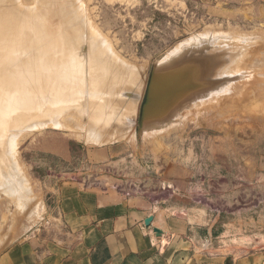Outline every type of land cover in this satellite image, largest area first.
<instances>
[{
    "label": "rangeland",
    "instance_id": "rangeland-1",
    "mask_svg": "<svg viewBox=\"0 0 264 264\" xmlns=\"http://www.w3.org/2000/svg\"><path fill=\"white\" fill-rule=\"evenodd\" d=\"M34 1L39 7V0ZM34 1H22L25 7L24 16L29 17L28 26L25 19H22V32H29L28 29L39 32L40 26L46 22L34 14L37 11ZM68 1L70 6L77 4L75 0ZM3 3L2 6L5 4ZM78 4L81 8L76 10L81 9L79 13L86 15L84 17L78 13L84 17V24L78 18L80 25H87V28L92 29L90 32L85 28L82 33L81 28L80 31L77 30L78 27L75 28L77 23L72 22L74 19L71 20L70 15H66L69 18L66 20L73 23L74 28L70 23L68 26L73 28L71 30L81 32V36L89 35L82 36L83 38L79 35L80 38L77 39L80 41V49L75 52V47L72 49L73 53L70 50V57L66 53V59L69 58L67 60L72 57V62L68 61L69 65L72 63L71 68L76 69V73L83 69L80 71L83 74L78 72L76 75L71 68H67L66 72L69 73L71 69V75L80 77L82 82L91 75L93 78L96 75H108L109 71L111 76H108L113 79L115 73L120 74L117 70L123 73L134 68L133 72H138L141 79L137 85L143 87L159 60V64L168 66L174 58L182 61L194 60L190 70L193 72L192 82L186 86L196 82L195 90L187 100L189 102L182 106L184 110L181 108L177 116L163 127L146 133L139 130V113H134L137 106L133 104L134 109L127 108L113 95L119 94L123 86L122 78H119V83L114 82L115 79L111 80L115 84L111 87L110 96H113H108L104 102H99L96 98L88 99L87 91H83L84 99L80 101L82 109L74 108L69 113H58L57 121L63 125L61 128H26L19 115L14 113V103L10 101L4 113V117L7 116V134L16 135L19 140L16 141L18 144L16 143L17 148L15 146L16 151L14 150L17 153L16 172L19 170L21 176H18L23 183L26 181L23 185L29 189L22 195L23 199H17L9 190L3 189V178L0 175V255L26 238L33 235L44 236L54 230L58 223L54 219V213L61 183L81 184V180L87 179L90 185L82 186L93 188L95 183L101 184L109 175L120 173L129 178H140L144 186L154 189L157 181L167 174L171 178L184 181V188L174 198L184 208L192 211L191 215L196 216V222L202 223V210L213 208L210 200L222 193L213 189L214 187L218 184L222 187L224 180H229L231 190L227 194L237 196L240 194L238 192L241 186L238 187L237 184L242 171L254 172L264 165V0H81ZM75 6L71 8V16ZM77 12L75 11L73 17L77 18ZM93 32H98L100 36H94L102 38L101 43L104 40L106 47L111 46L117 57L126 62L121 61L118 66L116 64L119 62L117 63L115 57L111 58L115 61L113 64L110 63L111 59L103 57L102 62L109 61L113 66L116 65H110L115 72L112 68L113 70H107L108 73L100 71L101 74H94L98 67V71L101 70L99 64L94 65L100 63L102 56L99 57V48L95 46L100 40L95 42ZM78 33L76 37H79ZM204 44L215 46L206 51L202 50ZM16 47L7 44L2 54L14 55L18 51V58L29 54L23 43L18 42ZM84 47H91L93 50L95 48L96 53L92 49H88V52ZM101 49L102 47L100 51ZM189 49L192 51L187 54ZM71 54L78 58L82 55L78 60H82V57L85 60L80 65L79 61L76 62L77 57L75 59ZM96 56L100 58L97 62ZM73 58L82 69H78L79 65L73 62ZM86 58L92 59V62L86 63L89 61ZM90 63L93 67L88 66ZM88 67H92V70L94 68L91 75L89 72L92 70L86 69ZM92 76L88 83L92 82ZM164 76L157 81L158 88H162L159 97L164 98L167 89L178 88L188 77L177 76L166 80ZM169 84L172 86H167ZM130 91H134L131 94L137 93L136 87ZM124 98L126 102L128 99L129 102L134 100L131 97ZM170 98L171 96L168 97ZM145 119L144 126L147 124L145 127H151L153 121L148 117ZM88 127H94L91 130L93 134L91 131L87 132L90 130ZM98 130L99 134L96 133ZM97 135L99 138L94 143L92 139ZM125 179H119L118 182L125 185L128 178ZM109 180L117 181L112 177ZM159 187L161 188L160 185ZM29 191L32 194L28 195ZM198 193L203 201L201 203H196L192 197ZM245 193L250 194L248 190ZM20 205L24 206L23 211Z\"/></svg>",
    "mask_w": 264,
    "mask_h": 264
},
{
    "label": "crops",
    "instance_id": "crops-1",
    "mask_svg": "<svg viewBox=\"0 0 264 264\" xmlns=\"http://www.w3.org/2000/svg\"><path fill=\"white\" fill-rule=\"evenodd\" d=\"M257 169L242 171L237 196L227 194L229 180L214 187L222 193L202 210V223L174 198L184 181L167 174L154 189L143 185L129 197L61 183L54 230L11 246L0 264H264V165Z\"/></svg>",
    "mask_w": 264,
    "mask_h": 264
},
{
    "label": "bare ground",
    "instance_id": "bare-ground-1",
    "mask_svg": "<svg viewBox=\"0 0 264 264\" xmlns=\"http://www.w3.org/2000/svg\"><path fill=\"white\" fill-rule=\"evenodd\" d=\"M22 1L23 0H0V2H1L0 3V6H1L0 7V175H1V178H3L1 180V181H3L2 182L3 187H4L3 189L4 190L7 189L6 191L9 190L11 195H13L14 197L16 196L17 199L20 198V200L22 198V195H25L29 188L26 189L25 185H23V184H26V181H25L26 179L24 180L25 183H23V180L21 179V177H19V176H21L20 173L18 172L19 170H17L18 173L16 172V169L18 167L16 166L17 164H15L16 163L15 162L16 161V154H17V153H15V151H16L15 146L18 144L16 141H19V140L16 139V137H17L16 135L10 136L7 134L8 123H7V120L5 118L7 116L4 117V113L7 111L8 104L10 101H13V103H14L13 111H14V113H17L19 115L21 122L25 123L24 126L26 128L29 127V128L34 130V129H40L41 127H45V126L46 127L47 126H54L55 128H57V127L61 128L63 125L58 123V121H57L58 113H64L65 111H66V113H69L71 111V109H74V108L82 109V107H81L82 105L80 104V101L82 99H84V96H82V95H84L85 92L83 93V91H87L86 95H88V96H86V95L85 96L88 99L96 98L99 102H104V101H106V98L108 96L112 97L113 95H115L116 100H119V102L123 103L125 105V107H127V108L132 107L134 109L137 106L136 107L137 109L136 108L134 109V113H139L140 104H141V102L145 96V95H143L145 92V84L143 85V87H140V85L139 86L137 85L141 79H139V73L138 72H136V71L133 72L134 68H133V70L132 69L130 70V68H129L128 70H126L123 73H121V71L117 70V68H116V70H117L116 72L119 71L118 73H120V74L115 73L116 76L113 74V76H115V77H112V78L115 79V81L110 78V76H111L110 71H109L110 76H108L109 74L108 75L106 74L107 76L102 74L101 77L100 76L98 77V75H96L97 77L95 76L94 77L95 80L93 81L94 78L91 74L93 73L94 68H93V70L91 69L93 67L91 65L92 63H90V65H88V66H92V67L86 68V69L92 70L89 72L93 78L92 82L90 81L91 83H88V80L91 78V76H90V78H88L89 77L88 76L87 77L88 80L85 79L87 82L82 84V82H84L85 80L80 82L81 81L80 77L76 76L77 78H80V79H78L79 80L78 81V80H76L77 78H75L73 75H71L72 74L71 73V69H72L71 67H73V66L71 65L72 63H70V65H71L70 66L68 61H70L72 59V57L70 60H67L69 58L66 59V55L70 52V50H71L70 53H73L74 51L72 52V49L74 50L75 47H77V48H75V52H76V50L80 49L79 48V47H81V45L79 44L80 41L77 38H80V36H81L80 34L84 33V31H85L84 29L87 28L86 27L87 25L81 26L82 24L80 25L81 22H79V19H81V21L83 20L82 17L84 16V14L79 13V10H80V12L82 10L81 9L76 10V8H79V7L81 8V5L78 6L79 5L78 3L81 0L80 1L75 0V2H77L78 5L76 3L75 4L70 3V4H73L74 6L76 5L75 8H73V9H75L73 15L75 14V11H78L76 14L77 18L73 17V15L71 16L70 12L73 11L71 8L74 6L68 5V3H69L68 0H39V1L37 0L39 3H41L39 5V7L37 6L38 4H36L37 2L33 0L34 3L36 2L35 5L37 7V8L35 7L37 9V11L36 12L34 11V14L36 16H39L40 19L46 20V22L42 26H40L39 32H36V31L33 32L30 29H28L29 32H22L21 31L20 25L22 24V19H25L24 21L26 23V26H28V23H29L28 15L24 16L25 15V13H24L25 7H24V5H23L24 3ZM2 3L4 4L3 6H2ZM31 3H33V2H31ZM34 3L32 5H34ZM80 4L83 5L84 3H80ZM6 5H8L7 8H6ZM35 8H33V9H35ZM78 13L83 14V16L81 17V15H79ZM29 15H31V14H29ZM35 15H33V16H35ZM66 15L67 16L70 15L69 18H71V20L74 19L72 22H74L75 24L77 23V26L74 24L75 28L78 27L77 30H79V31L81 28L82 33L81 32L78 33L77 30H75V29H74L75 31L71 30L74 28V26L72 25L73 23L71 24L70 21L68 22V20H66V18H67ZM69 18H67V19H69ZM69 23L73 26V28H71V26L68 27L70 25ZM82 23L84 24V21H82ZM91 24H92V22H91ZM87 29L91 32L92 27H91V29L90 28H87ZM93 31H95V30H93ZM95 32L92 33L93 37H96V36H94ZM62 33L65 36L62 35ZM76 33H78V36L79 35L80 36L76 37L77 36ZM96 34H98V32ZM98 35L100 36V34H98ZM86 36H89V35L87 34ZM99 36L96 37L95 42H97V39H98V40H100V43L96 44V45L93 44V45H95L99 48V49L97 48L98 49L97 52H99L98 53L99 57L102 56V58H101V60H99L100 58L97 57L98 56L97 55L95 58L96 62L99 60L100 63L98 62L94 66L99 64L101 70L98 71L99 67L98 68L96 67L97 72H95V70H94V74L95 73L98 74V72L100 73V71L102 73L103 72L108 73L107 70H110V69L113 70L114 69L113 67H116V65L119 66L120 63L124 62L121 60V58H119V56L117 57V54L115 53L113 48L111 46H109V44L107 45V46H109V48H107L106 44H104V43H106L104 40H103L104 43L103 44L101 43L102 38L99 39L98 38ZM60 37L63 39H60ZM90 38H89V40H91ZM18 42L23 43L24 46L29 50L28 55H26L24 58H18L16 56L18 51L16 53H14V55L6 56V55L2 54V51H4V49H5V45L10 44L13 47H16ZM88 42L90 43V41H88ZM88 42H86V43H88ZM81 43H83V40ZM92 43H94V41ZM90 45H91V43H90ZM98 45L100 47H102L101 51H100V47ZM83 46H84V44H83ZM91 47H90V49H92L94 46L92 48ZM84 48H86V47H84ZM87 50H86V52H87ZM89 50H88V52H89ZM94 50H95V48H94ZM94 50H93V52L96 51V50L95 51ZM80 51L82 52L83 50H80ZM81 52L79 54H81ZM70 53L68 54V57H70ZM95 53H93V54H95ZM82 54H84V53L82 52ZM71 56H73L75 59L77 57V55H75V54H73V55L71 54ZM81 56L82 55H80V57ZM85 57H87V56H85ZM103 57L104 58L106 57L105 59H109V60L111 58L115 57L117 60V63L118 62L119 63L116 65L114 64V66H113L112 64L115 63V61L113 62V59H111V61H110V63L112 62V64H110L109 61L108 62H106V61L102 62ZM74 58H73V60H74L73 62H75ZM79 58L77 57L76 62L79 61L78 60ZM82 58H83L82 60L84 61L85 58L84 57H82ZM92 58H94V57H92ZM86 59L89 60L86 63L92 62V59L91 60L89 58H86ZM82 60L80 59L79 64H80V62L83 63ZM70 62H72V60ZM94 63H95V60H94ZM124 63H126V62H124ZM194 63H195L194 60H189V61L180 60L179 63L177 65L175 64L174 68L164 76V78H166V80H172L177 76L180 78L185 76V75L188 76L185 83L179 85L178 86L179 88H177V89H182L185 92V94L181 98V101L178 102L181 104L180 105L176 104V106L178 105V107L176 109H172L171 112L167 111L168 106L170 104H175V101H174V98H170V99L165 100L164 97H159V94H161V92H162V88H158V85H157L158 80H157L156 83L152 84V86L150 88V94L148 93V96L145 99L147 103H146V106L144 107V112L145 113H150V112H154V113H166V112L167 113H178V111L181 110L184 103L189 102L187 100L189 99V97L192 95V93L195 90L196 82H193L189 86H186L187 84L192 82L193 72L190 70L193 68ZM79 64H77V65H79ZM80 65L78 66V69H79ZM110 65H112L113 67ZM84 66H86L85 62H84ZM67 68H68V70H69V68H71L69 71L70 74L68 72H66ZM74 70H76V69H74ZM74 70H73V72H75L76 75L78 72H79L78 74H80V73L83 74V72H80L83 69L82 70L79 69V71L77 70V73ZM114 72H115V69H114ZM117 75L118 76L120 75L122 77H120V76L118 77ZM86 76H87V74H86ZM119 78H122L123 86L120 89L119 94L113 93V95L111 94V96H110V93H112L111 87H112V85H115L114 83H112V81H114V82L118 81L117 83H119V80H120ZM84 86H85V88H83ZM167 86H172V85L169 84ZM135 87H136L137 93L131 94L134 91L131 92L130 90L135 89ZM91 90H93V91H91ZM124 97H129V98L131 97L134 100L133 101L130 100L131 102H129V99H128V102H126L124 100L126 98H124ZM150 103H151V105H149ZM133 104L135 105V107ZM93 105H95V104H93ZM85 108H87V107H85ZM83 110H84V108H83ZM72 112L75 113L74 111H72ZM96 112H97V110H96ZM79 114H80V111H79ZM50 128L53 129V127H50ZM93 128L94 127H92V129ZM122 128H123V126H122ZM19 129H22V128L19 127ZM92 129H90V130L87 129L88 130L87 132H90ZM27 130L30 131V129H27ZM35 131H37V130H35ZM39 131H41V130H39ZM94 133H95V131H94ZM96 133L99 134V130ZM16 134H18V133H16ZM25 134H27V132ZM87 134H89V133H86V135ZM92 134H93V132H92ZM125 134H128V133H125ZM89 135H88V137H90ZM113 137H114V135H113ZM98 138H99L98 135H97V137L94 136V138L92 139L93 142L94 143L97 142ZM85 142H87V141H85ZM88 142H89V140H88ZM97 144L98 143H96V145ZM16 148H17V146H16ZM18 174H19V176H18ZM0 190H2V189H0ZM29 193H31V192L29 191L27 194L29 195ZM8 195L9 194H7V196ZM24 197L26 198L28 196H24ZM11 198H13V197L11 196ZM32 198H33V196H32ZM34 199H33V201H34ZM31 201H30V203H31ZM18 202H20V201H18ZM23 207L24 206H21V210Z\"/></svg>",
    "mask_w": 264,
    "mask_h": 264
},
{
    "label": "water",
    "instance_id": "water-1",
    "mask_svg": "<svg viewBox=\"0 0 264 264\" xmlns=\"http://www.w3.org/2000/svg\"><path fill=\"white\" fill-rule=\"evenodd\" d=\"M214 44H204V46H202V50H206L209 51L210 48H214ZM192 51V49H189L186 53H190ZM228 59H230L229 56H227ZM233 58V57H232ZM232 60V59H231ZM161 60H159L153 67L152 73L149 77V79L147 80V82L145 83V92H144V98L140 104V109H139V114H138V127L139 130L142 133H146V132H150V131H154L155 129H159L160 127H163V125H166L171 119H173L175 116H177L178 113H145L144 112V107L146 106V97L148 96V93L150 94V88L152 86V84L156 83L157 80H159V78H162L164 76L165 73L170 72L173 69L174 64H178L179 63V58H174L172 59L170 62H172V64L168 65H162L159 64ZM229 65V62H228ZM206 81V80H204ZM203 82V81H201ZM179 88V87H178ZM185 92L182 89H177V88H172L170 87L169 89H167V95L165 97V100L168 99L169 96H171V98H174L175 104H170L168 106V110L169 112H171L172 109H176L178 107V105L176 106V104H181L178 103L181 101V98L184 96ZM176 106V107H175ZM182 110H184V107L182 108ZM145 117H148L150 120L153 121V125L151 127H145L144 126V119ZM146 120V119H145ZM151 221V217L147 219V221L145 222L146 226L149 225V222ZM154 233L155 234H159L160 232L156 229H154Z\"/></svg>",
    "mask_w": 264,
    "mask_h": 264
},
{
    "label": "built area",
    "instance_id": "built-area-1",
    "mask_svg": "<svg viewBox=\"0 0 264 264\" xmlns=\"http://www.w3.org/2000/svg\"><path fill=\"white\" fill-rule=\"evenodd\" d=\"M114 178L116 179L117 181H114L113 180H109L110 178ZM124 174H118V175H109V177H107V181H106V184L102 183H95L96 186H103L105 188H110L116 192H119L121 194H123L124 196L126 197H129V196H132V195H137V194H141V189L144 187L143 186V182L140 181V178L138 179H135L134 177H125ZM119 179H125L126 180V184L122 185L119 181ZM90 182L87 180V179H83L81 180V185H90L89 184ZM162 187V186H161Z\"/></svg>",
    "mask_w": 264,
    "mask_h": 264
}]
</instances>
